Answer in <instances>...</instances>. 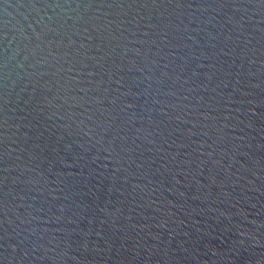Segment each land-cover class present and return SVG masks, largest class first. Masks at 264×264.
Masks as SVG:
<instances>
[{"label": "water", "instance_id": "1", "mask_svg": "<svg viewBox=\"0 0 264 264\" xmlns=\"http://www.w3.org/2000/svg\"><path fill=\"white\" fill-rule=\"evenodd\" d=\"M0 264H264V0H0Z\"/></svg>", "mask_w": 264, "mask_h": 264}]
</instances>
